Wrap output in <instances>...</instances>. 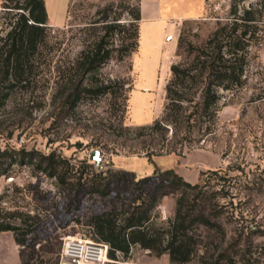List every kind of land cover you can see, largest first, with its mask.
<instances>
[{"label": "rangeland", "instance_id": "374dc122", "mask_svg": "<svg viewBox=\"0 0 264 264\" xmlns=\"http://www.w3.org/2000/svg\"><path fill=\"white\" fill-rule=\"evenodd\" d=\"M137 1L70 0L65 24L47 23L33 81L14 88L0 107V154L5 155L0 158V224L13 227L0 230V264H58L66 237L92 239L91 215L119 208L122 202L124 208L148 203L150 198L139 199L138 186L151 191L148 197L155 199L153 222L164 224L173 215L179 188L156 189L155 182L141 177L168 168L190 183H199L211 196L207 210L211 216L218 211L216 219L225 234L222 238L218 230L199 226L198 254L185 264H202V259L207 264H264V62H251L244 87L233 93L220 90L223 97L211 132L205 129L207 121L197 122L191 125L190 140L177 144L169 129L160 146L156 139L122 129H134L160 116L170 64L180 59L176 43L181 29L199 43L217 20L228 16L231 0H205L202 16L174 18L198 1L181 0L171 7L167 21L141 23L137 51L100 69L101 77L124 78L131 86L124 113L106 95L59 114L54 100L58 69L82 48L87 28L102 7ZM10 16L0 0V35ZM122 18H128L126 10ZM166 23L172 24L171 29L163 34ZM93 150H98L100 169L89 159ZM51 151L64 159L59 177L50 174L43 158ZM99 170L109 180L105 195L92 192ZM14 235L23 244L16 243ZM205 248V257L200 258ZM105 264L171 263L166 253L156 256L134 246L127 256L108 258Z\"/></svg>", "mask_w": 264, "mask_h": 264}, {"label": "trees", "instance_id": "16d2710c", "mask_svg": "<svg viewBox=\"0 0 264 264\" xmlns=\"http://www.w3.org/2000/svg\"><path fill=\"white\" fill-rule=\"evenodd\" d=\"M1 6L11 16L6 22L8 28L0 35V107L14 88H25L33 81L38 50L47 39L44 0H1ZM125 10L128 18L123 20ZM99 13L100 16L87 28L89 32L77 55L58 69L54 100L58 101L59 114L74 110L83 101L106 95L114 100L113 107L122 113L126 110V91L131 86L124 78L101 77L100 69L110 60L121 62L137 51L139 0L134 5L109 3ZM263 33L264 0H231L228 16L217 20L213 29L197 44L188 39L185 29H181L176 43V55L180 59L170 64L160 116L134 129H122L137 137L156 139L160 146L167 140L169 129L170 138L177 144L190 140L191 125L197 122L207 121L205 129L213 131L223 97L220 90L233 93L245 86L251 62L261 63L258 51ZM6 156L10 155L6 153ZM43 158L50 174L59 177L64 159L54 151ZM2 163L0 159V172ZM103 173L102 170L95 171L100 179L92 192L105 195L109 180ZM116 173L125 171L116 170ZM141 181L155 182L156 189L165 185L179 188L173 215L164 224L153 222L151 209L155 199L148 197L151 191L142 186H138L139 199L150 198L148 203L140 201L124 208L122 202L119 208L91 215V240L107 245L108 258L125 257L132 247L138 246L156 256L168 254L171 264H185L198 254L199 226L218 230L224 238L222 226L216 219L218 211L211 216L212 211L207 210L211 196L202 191L199 183L186 181L172 168L155 169L141 177ZM0 230H13V227L0 224ZM14 240L23 244L15 235ZM206 251L205 248L200 258L205 257ZM202 260V264H207V259Z\"/></svg>", "mask_w": 264, "mask_h": 264}, {"label": "crops", "instance_id": "0c3cea01", "mask_svg": "<svg viewBox=\"0 0 264 264\" xmlns=\"http://www.w3.org/2000/svg\"><path fill=\"white\" fill-rule=\"evenodd\" d=\"M70 0H44V7L47 14V23L50 26H62L65 24L68 13V5ZM181 0H139L140 7V21H139V35L141 30V23L147 21L154 25V22H163L169 19L168 13L171 7ZM205 0H198L196 4H188L187 13L180 14L174 18L190 19L197 18L203 15L206 11L204 8ZM172 25V24H171ZM166 23L165 27H162L163 34L170 31L171 26ZM258 59L260 62H264V46H262L258 52ZM2 237V236H0Z\"/></svg>", "mask_w": 264, "mask_h": 264}, {"label": "built area", "instance_id": "2783aa9c", "mask_svg": "<svg viewBox=\"0 0 264 264\" xmlns=\"http://www.w3.org/2000/svg\"><path fill=\"white\" fill-rule=\"evenodd\" d=\"M107 249L105 243L84 236L66 237L58 264H105L108 261Z\"/></svg>", "mask_w": 264, "mask_h": 264}, {"label": "water", "instance_id": "95a60500", "mask_svg": "<svg viewBox=\"0 0 264 264\" xmlns=\"http://www.w3.org/2000/svg\"><path fill=\"white\" fill-rule=\"evenodd\" d=\"M89 159L94 162V165L97 167V169L101 168L100 159H99V156H98V150H93L90 153Z\"/></svg>", "mask_w": 264, "mask_h": 264}]
</instances>
